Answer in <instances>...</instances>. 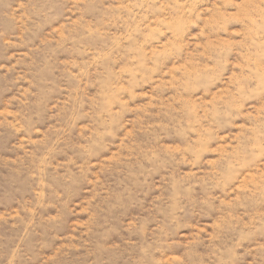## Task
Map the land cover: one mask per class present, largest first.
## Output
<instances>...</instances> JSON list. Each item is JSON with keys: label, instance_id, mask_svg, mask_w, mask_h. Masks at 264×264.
Wrapping results in <instances>:
<instances>
[{"label": "rangeland", "instance_id": "374dc122", "mask_svg": "<svg viewBox=\"0 0 264 264\" xmlns=\"http://www.w3.org/2000/svg\"><path fill=\"white\" fill-rule=\"evenodd\" d=\"M0 264H264V0H0Z\"/></svg>", "mask_w": 264, "mask_h": 264}]
</instances>
